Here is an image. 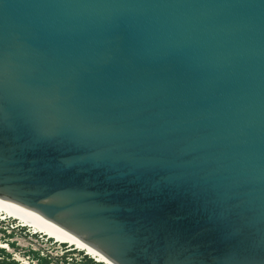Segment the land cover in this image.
I'll return each instance as SVG.
<instances>
[{
	"label": "water",
	"instance_id": "obj_1",
	"mask_svg": "<svg viewBox=\"0 0 264 264\" xmlns=\"http://www.w3.org/2000/svg\"><path fill=\"white\" fill-rule=\"evenodd\" d=\"M0 195L113 264H264V0H0Z\"/></svg>",
	"mask_w": 264,
	"mask_h": 264
},
{
	"label": "rangeland",
	"instance_id": "obj_2",
	"mask_svg": "<svg viewBox=\"0 0 264 264\" xmlns=\"http://www.w3.org/2000/svg\"><path fill=\"white\" fill-rule=\"evenodd\" d=\"M29 231L30 227L20 226L18 219L8 217L1 220L0 212V246L7 245L3 252L0 251V264H42L37 260L39 256L49 255L58 258L56 256L65 251H69L67 255L69 263L62 264H96L89 255L85 256L87 255L85 251L76 249L74 245L59 242L41 232L32 234Z\"/></svg>",
	"mask_w": 264,
	"mask_h": 264
},
{
	"label": "bare ground",
	"instance_id": "obj_3",
	"mask_svg": "<svg viewBox=\"0 0 264 264\" xmlns=\"http://www.w3.org/2000/svg\"><path fill=\"white\" fill-rule=\"evenodd\" d=\"M0 212L1 220H5L8 217L18 219L20 226L30 227L32 234L35 233H44L50 238H55L57 241L62 243H69L71 246H76V249L83 250L90 255L92 258L96 259L98 262H106L107 264H113L109 259H107L99 251L86 244L84 241L68 232L67 230L57 227L53 224H50L34 214L20 208L15 205L13 202L0 195ZM1 247H7L6 244L1 245ZM17 259V257H16Z\"/></svg>",
	"mask_w": 264,
	"mask_h": 264
},
{
	"label": "trees",
	"instance_id": "obj_4",
	"mask_svg": "<svg viewBox=\"0 0 264 264\" xmlns=\"http://www.w3.org/2000/svg\"><path fill=\"white\" fill-rule=\"evenodd\" d=\"M0 251L3 252L4 251V247L0 246ZM6 254L8 256V253H6ZM68 254H69V251H65L60 256H56L58 258H53V257H51L49 255L39 256L37 258V260L40 261L42 264H62V263L67 262V260H68L67 259L68 258L67 255ZM85 256H88V255H85ZM6 260H8L7 257H6ZM89 260H91V258ZM12 261L15 262L14 260H12ZM67 263H69V261ZM95 263L96 264H102L101 262H97V261H95Z\"/></svg>",
	"mask_w": 264,
	"mask_h": 264
},
{
	"label": "clouds",
	"instance_id": "obj_5",
	"mask_svg": "<svg viewBox=\"0 0 264 264\" xmlns=\"http://www.w3.org/2000/svg\"><path fill=\"white\" fill-rule=\"evenodd\" d=\"M90 256V255H89ZM91 257V256H90ZM92 258V257H91ZM94 259V258H93ZM95 260V259H94ZM96 261V260H95ZM102 263V262H101Z\"/></svg>",
	"mask_w": 264,
	"mask_h": 264
}]
</instances>
